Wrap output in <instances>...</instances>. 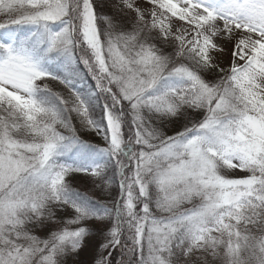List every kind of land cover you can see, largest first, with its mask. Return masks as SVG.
<instances>
[{
    "label": "snow or ice",
    "instance_id": "1",
    "mask_svg": "<svg viewBox=\"0 0 264 264\" xmlns=\"http://www.w3.org/2000/svg\"><path fill=\"white\" fill-rule=\"evenodd\" d=\"M113 3L0 0V264H63L84 221L105 225L96 264H264V0Z\"/></svg>",
    "mask_w": 264,
    "mask_h": 264
},
{
    "label": "rangeland",
    "instance_id": "2",
    "mask_svg": "<svg viewBox=\"0 0 264 264\" xmlns=\"http://www.w3.org/2000/svg\"><path fill=\"white\" fill-rule=\"evenodd\" d=\"M104 1H108V0H95V3L97 4V2L98 3L102 2V4H103ZM110 2H113V0H110ZM138 2L141 4L142 7H145V8L149 7V5L144 3V0H138ZM111 11H112L111 13L118 11V9L115 8L114 3H113V8L111 9ZM97 12L99 15H104L103 12H105V11L97 9ZM81 71L86 72V74H84V76L87 78V82L89 81V85L91 86L92 83L94 84V82L91 80L90 76L87 75V70L82 65H81ZM48 83H49V87L52 88L53 91L59 92L64 96L69 95L68 90L65 89L58 82L50 81ZM72 123H73V126L76 127V129H77V127H79V129H81V131L80 130L77 131V135H79L81 139L87 141L88 143L96 144L97 146H103L104 145V142H103L101 137L96 136L95 133L87 131L80 126L79 120H78V118L75 117V114H73ZM176 125L178 127H176ZM167 127H168L167 129H168L169 134H171L173 131L180 128V125L179 124H174V125L169 124ZM58 130L61 131L63 134H67L66 130H64V129H58ZM230 175L239 178V177H243L245 175V173L235 171V172H231ZM70 180H71V184L73 186L74 184H77L79 182H88L91 180V178L84 177L81 175H74L73 177L70 178ZM156 214L160 215L159 213H156ZM56 216H57L56 222L50 221L44 227H37V229L32 230V234L36 235L41 240L48 239L51 236L52 232L57 231L59 227H62L64 225L65 221L72 219L73 214H72V211L70 209H65L63 211L58 209V210H56ZM95 223L98 226L97 227L95 225H92V226L94 228L98 229L100 231V233H103L105 235V225L102 224L101 222H95ZM70 227H77V226H70ZM79 227H82V225H79ZM40 228H42L43 230L39 231ZM85 252H87V251L81 250L78 254H69L68 257L73 258V261H74L73 264H82V261H80V260L82 259ZM103 255H107V251H104ZM110 259L112 260L113 264H120L122 259H124L126 261V258L122 257L119 249H116L112 252V256Z\"/></svg>",
    "mask_w": 264,
    "mask_h": 264
},
{
    "label": "trees",
    "instance_id": "3",
    "mask_svg": "<svg viewBox=\"0 0 264 264\" xmlns=\"http://www.w3.org/2000/svg\"><path fill=\"white\" fill-rule=\"evenodd\" d=\"M97 9L104 10V14L111 13V9L113 8V2L104 1L103 4L97 2ZM196 119L200 118V115L194 114ZM174 125V124H173ZM180 127L182 126L179 124ZM176 127H178L176 125ZM168 128V127H167ZM81 131L79 127H77V131ZM111 179V177H110ZM77 191L89 196L93 201H97L100 204L111 206L113 201L117 199L120 195V190L118 183L112 182L110 185L106 181L104 188H101L97 186V184L93 183L91 180L88 182H79L77 184H74L72 186ZM71 210V209H70ZM72 211V210H71ZM73 216L74 213L72 212ZM73 218V217H72ZM97 221H84L82 222V227H85L88 229L89 236L85 238L84 247L82 248V251H87L84 253L82 259V264H96V261L100 259L101 255H103L101 251V244L105 241V235L103 233H100V231L96 228H94L92 225H96ZM37 229L34 228L32 230ZM43 230L40 228L39 231ZM73 258H69L68 255H65L63 257V264H73Z\"/></svg>",
    "mask_w": 264,
    "mask_h": 264
}]
</instances>
